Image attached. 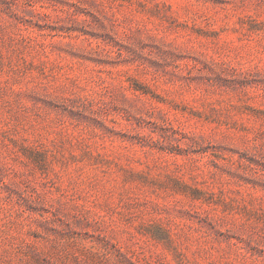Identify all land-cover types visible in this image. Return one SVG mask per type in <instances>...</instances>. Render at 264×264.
<instances>
[{
	"label": "rangeland",
	"instance_id": "rangeland-1",
	"mask_svg": "<svg viewBox=\"0 0 264 264\" xmlns=\"http://www.w3.org/2000/svg\"><path fill=\"white\" fill-rule=\"evenodd\" d=\"M0 264H264V0H0Z\"/></svg>",
	"mask_w": 264,
	"mask_h": 264
}]
</instances>
